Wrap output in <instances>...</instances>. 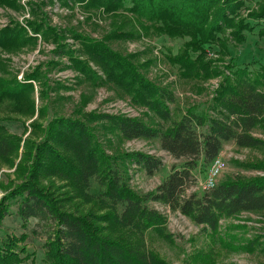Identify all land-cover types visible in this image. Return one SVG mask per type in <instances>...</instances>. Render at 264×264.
Listing matches in <instances>:
<instances>
[{
    "label": "rangeland",
    "instance_id": "obj_1",
    "mask_svg": "<svg viewBox=\"0 0 264 264\" xmlns=\"http://www.w3.org/2000/svg\"><path fill=\"white\" fill-rule=\"evenodd\" d=\"M6 2L0 5V122L22 141H39L42 130L54 118L75 120L84 113L126 115L148 127L157 126L150 112L133 105L127 94L106 82L98 66L88 63L91 71L84 69L90 71L86 75L70 67V55L86 60L82 52L85 39L105 40L112 51L131 56L143 77L171 92L174 103L168 108L173 120L190 108L199 115H210L211 100L222 80L229 76L228 67L247 68L253 76L259 74V78L264 73V18L260 13L264 0H244L236 14L226 13L224 20L214 27L210 25L217 9L216 0H122L120 8L114 11L109 9L107 0L93 5L89 0ZM133 3L137 7L131 12ZM200 14H204L202 24L198 23ZM228 17L234 19L235 27L226 25ZM240 22L250 29H236ZM167 25L175 28L171 34L165 33ZM48 28L56 30L59 37L54 38ZM207 30L208 35L202 41L203 54L189 52L197 71L186 76L181 60L186 45L196 34L206 35ZM69 50L74 53L70 54ZM189 50L192 47L187 54ZM196 74L197 77H190ZM26 86L30 89L18 92ZM6 89L8 93H4ZM41 90L47 93L45 98ZM90 126L109 156L143 152L161 161L152 176L131 161L120 164L130 187L140 195L153 192L170 171L184 165L183 159H174L161 150L158 140L127 141L104 125L91 123ZM252 135L263 145L242 149L228 142L222 146L217 158L223 166L216 185L236 177L251 179L264 175V129L258 127ZM210 164L205 168L198 164L193 171L195 181L185 195L202 194L199 185L204 182ZM14 171L15 168L0 169V200L10 190V181L15 180ZM91 191H98L96 183ZM10 204V214L3 221L0 236L28 234L26 246L31 257L21 264H45L43 244L49 230L31 220L27 229H22L14 200ZM147 206L163 215L165 223L161 236L152 230L145 232V244L166 264H264V212L242 213L221 220L211 239L202 227L180 213L153 201H148ZM32 228L35 234L30 233ZM251 242L253 248L248 247Z\"/></svg>",
    "mask_w": 264,
    "mask_h": 264
},
{
    "label": "trees",
    "instance_id": "obj_2",
    "mask_svg": "<svg viewBox=\"0 0 264 264\" xmlns=\"http://www.w3.org/2000/svg\"><path fill=\"white\" fill-rule=\"evenodd\" d=\"M107 1L113 11L122 5V0ZM216 1L217 9L212 14L210 27L223 21L228 12L236 14L244 2ZM98 2L89 0L91 5ZM7 3L0 0V5ZM134 7H137L136 3L131 12ZM260 13L264 18V9ZM203 15L200 14V24L204 23ZM228 19L226 25L235 27L234 19ZM165 28L168 34L175 29L170 25ZM236 29L249 30L250 27L240 22ZM47 30L54 38L59 37L53 28ZM208 32L202 36L196 34L187 43L181 57L186 76L197 71L189 52L203 54L202 41ZM84 41L82 52L86 60L70 55V67L74 66L86 75L91 71L88 63L98 66L106 76V82L127 94L133 105L150 112L157 126L148 127L126 115L84 113L75 120L54 118L42 130L39 141H22L0 122V169L15 168V180L10 181V190L0 200V229L10 214V201L14 200L22 229L26 230L31 220L49 230L43 244L45 264H166L145 244V232L152 230L161 236L165 223L163 215L147 206L148 201L180 213L202 227L211 239L221 220L242 213L264 212V175L227 179L210 191H202L200 196L185 195L195 181L193 171L198 164L202 168L208 166L218 157L225 143L232 142L242 149L263 145L252 131L258 127L264 129V73L259 78V74L253 76L247 68L234 70L228 67L229 76L222 80L211 100L210 115H199L190 108L179 119L173 120L168 108L174 103L172 93L152 85L143 77L131 56L112 51L105 40ZM190 47L192 50L187 54ZM88 68L90 71H84ZM202 73L204 75L205 70ZM190 77H197V74ZM28 89L30 87L26 86L18 92ZM4 93H8L7 89ZM45 95L47 93L41 90V96L45 98ZM91 123L104 125L105 129L116 131L127 141L158 140L161 150L174 159H183L184 165L170 171L153 192L140 195L130 187L120 164L131 161L146 175L152 176L160 168L161 161L143 152L107 155ZM93 183L98 186L94 193L91 191ZM29 231L36 233L34 228ZM27 240L25 233L19 237L7 233L0 236V264H21L31 257ZM253 245L251 242L248 247L253 248Z\"/></svg>",
    "mask_w": 264,
    "mask_h": 264
},
{
    "label": "built area",
    "instance_id": "obj_3",
    "mask_svg": "<svg viewBox=\"0 0 264 264\" xmlns=\"http://www.w3.org/2000/svg\"><path fill=\"white\" fill-rule=\"evenodd\" d=\"M222 166L223 164L219 158H215L211 162L204 182L199 185V188H201L203 192L210 191L216 186V180Z\"/></svg>",
    "mask_w": 264,
    "mask_h": 264
}]
</instances>
